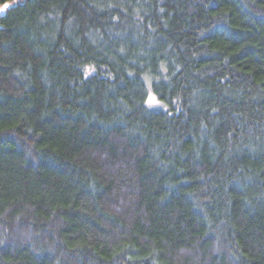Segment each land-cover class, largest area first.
<instances>
[{
	"label": "trees",
	"instance_id": "1",
	"mask_svg": "<svg viewBox=\"0 0 264 264\" xmlns=\"http://www.w3.org/2000/svg\"><path fill=\"white\" fill-rule=\"evenodd\" d=\"M7 4L0 264H264V0Z\"/></svg>",
	"mask_w": 264,
	"mask_h": 264
},
{
	"label": "rangeland",
	"instance_id": "2",
	"mask_svg": "<svg viewBox=\"0 0 264 264\" xmlns=\"http://www.w3.org/2000/svg\"><path fill=\"white\" fill-rule=\"evenodd\" d=\"M2 8V6H0V9ZM145 83L147 85V89L149 90L150 94L148 96V100L149 102H153V103H156L157 100L155 99L154 95L151 93V89H150V82L147 80V78H145Z\"/></svg>",
	"mask_w": 264,
	"mask_h": 264
},
{
	"label": "water",
	"instance_id": "3",
	"mask_svg": "<svg viewBox=\"0 0 264 264\" xmlns=\"http://www.w3.org/2000/svg\"><path fill=\"white\" fill-rule=\"evenodd\" d=\"M9 7H10L9 4L2 6V8L0 9V17H2L5 14V12L7 11V8Z\"/></svg>",
	"mask_w": 264,
	"mask_h": 264
},
{
	"label": "bare ground",
	"instance_id": "4",
	"mask_svg": "<svg viewBox=\"0 0 264 264\" xmlns=\"http://www.w3.org/2000/svg\"><path fill=\"white\" fill-rule=\"evenodd\" d=\"M6 14V13H5Z\"/></svg>",
	"mask_w": 264,
	"mask_h": 264
},
{
	"label": "snow or ice",
	"instance_id": "5",
	"mask_svg": "<svg viewBox=\"0 0 264 264\" xmlns=\"http://www.w3.org/2000/svg\"><path fill=\"white\" fill-rule=\"evenodd\" d=\"M7 7V6H6Z\"/></svg>",
	"mask_w": 264,
	"mask_h": 264
}]
</instances>
